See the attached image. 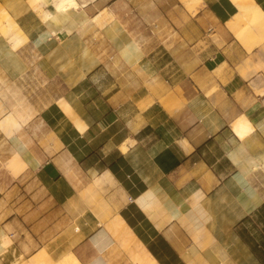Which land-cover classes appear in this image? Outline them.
Returning <instances> with one entry per match:
<instances>
[{
  "label": "crops",
  "instance_id": "crops-1",
  "mask_svg": "<svg viewBox=\"0 0 264 264\" xmlns=\"http://www.w3.org/2000/svg\"><path fill=\"white\" fill-rule=\"evenodd\" d=\"M79 1L0 0V264H264V40L232 0Z\"/></svg>",
  "mask_w": 264,
  "mask_h": 264
},
{
  "label": "bare ground",
  "instance_id": "bare-ground-1",
  "mask_svg": "<svg viewBox=\"0 0 264 264\" xmlns=\"http://www.w3.org/2000/svg\"><path fill=\"white\" fill-rule=\"evenodd\" d=\"M31 1H37V0H31ZM53 1L55 7L62 12L67 11L72 7H77L80 4L79 0H53ZM85 1L86 0H82V2ZM199 1L200 0H183L186 8L191 13L196 12L197 3ZM232 1H233L232 3H234L237 7V11L231 16L229 20L227 19L226 20H227V25L234 32L235 36L249 47H251V40H254L257 37L260 38L261 40H264V11L260 7V5L257 4L255 0H232ZM78 43L82 48H85L80 41H78ZM70 48L73 49L72 46ZM12 54L13 52L11 48L6 43L2 42L0 38V56H4V57L7 56V58L4 60V64L6 66L17 68L20 66V61L17 58H12ZM67 61H69V58L67 59ZM83 66L88 67L89 65L88 63L83 61ZM233 129L240 138H244L247 134L253 131L254 127L247 118L242 116L237 120H235V122L233 123Z\"/></svg>",
  "mask_w": 264,
  "mask_h": 264
}]
</instances>
